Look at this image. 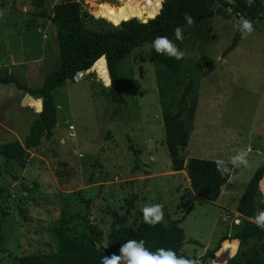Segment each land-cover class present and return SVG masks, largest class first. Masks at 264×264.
<instances>
[{"label":"rangeland","instance_id":"rangeland-1","mask_svg":"<svg viewBox=\"0 0 264 264\" xmlns=\"http://www.w3.org/2000/svg\"><path fill=\"white\" fill-rule=\"evenodd\" d=\"M34 1L0 0V70L31 89L41 86L58 58L56 29L36 14L51 13L64 0H43L42 7ZM76 1L110 29L136 8L149 14L157 11L155 0ZM260 1L261 18L253 21L254 32L233 51L223 55L239 16L219 2L212 6L211 18L182 29V43L174 38L186 52L178 73H160L169 100L177 101L186 84L194 82L196 108L192 120L184 116L190 135L181 157L230 163L237 151L248 152L247 166L233 169L231 183L218 201L194 198L192 210L179 224L184 231L181 252L187 257L198 258L204 246L222 247L223 237L224 243L238 248L235 237L246 218L236 207L264 162V0ZM104 69V64H97L89 71L94 73L91 78L85 71L80 80H67L53 90L58 119L52 134L16 160L1 159L0 264L54 252L61 219L72 228L96 225L103 234L100 245L107 250L112 221L125 214L131 197L127 226L143 221L141 208L146 204L164 206V224L185 214L189 202L183 191L190 183L184 171L171 170L150 46L144 44L118 63V89L125 104L109 99L110 80ZM24 95L13 84H0V144H23L41 111L39 98H27L21 105ZM261 182L264 193V179ZM220 248L209 259L215 260ZM232 250L226 253V264ZM203 261L198 259L199 264H212Z\"/></svg>","mask_w":264,"mask_h":264},{"label":"trees","instance_id":"trees-1","mask_svg":"<svg viewBox=\"0 0 264 264\" xmlns=\"http://www.w3.org/2000/svg\"><path fill=\"white\" fill-rule=\"evenodd\" d=\"M166 0L163 11L153 19V14L136 8L130 13L121 15L120 24L113 31H106V24L95 19L80 1L64 0L55 4L51 13L44 10L36 15L47 18L56 29L58 58L50 73H48L39 88L31 89L21 83L7 70H0V84H13L17 90L28 93L33 98L42 101L41 111L32 120L29 132L23 144L10 142L0 144V178L3 174L1 159L16 160L27 150L34 149L41 144L44 136L51 135L57 124V106L51 92L62 86L67 80L74 79L78 72L90 71L101 56L106 57L107 69L105 75L110 80L107 88L109 99L115 104H125V98L118 89V63L129 56L135 49L148 44L151 48L152 61L155 66L156 84L161 107V116L164 127L165 145L168 150L170 166L173 172L184 171L189 179L190 188L183 191L189 202L185 214L177 219L150 227L143 221L137 226H127L128 214L133 208V198L126 200L127 209L124 215L115 216L112 228L107 236L108 248L101 247L102 231L94 224H85L83 228L69 227L64 220H60L57 231L56 250L51 253H37L14 258V264H101L104 255H119V249L127 240L136 239L145 241V246L152 251L156 248H171L177 255H183L181 250L184 244V231L179 226L186 215L193 208L194 196L210 202H215L221 195V186H228L229 176L221 177L215 165V160L189 158L180 156L189 141L190 129L184 116L193 119L196 108V92L194 82L190 81L183 88L177 101L169 100L162 88L160 73L162 69L168 75H175L181 68L182 60H175L167 56L157 55L151 47L157 36H167L174 40V29L187 25L184 13L193 17L195 23H202L214 15L212 6L221 2L230 7L233 13L244 15L252 21L261 18L262 3L255 0L252 7L245 5V0ZM43 0H35V6L42 7ZM136 17V18H131ZM152 18L143 22L137 18ZM128 19V20H127ZM127 20V21H123ZM241 42V35L236 31L230 45L223 55L233 51ZM108 70V75H107ZM93 72H89L91 78ZM227 163V162H226ZM229 168L232 167L228 163ZM233 172V170H232ZM231 172V174H232ZM264 179V162L253 172L238 201L236 211L246 221L238 230L236 239H239L236 254L230 264H262L264 255V230L250 222L252 210L255 207L264 209V197L259 184ZM1 191V187H0ZM2 216L7 213L2 211ZM257 211L255 212V214ZM2 221L0 220V253H3ZM219 246L217 249H219ZM236 248L232 243H224L217 252V258L212 264H226V253L230 248ZM215 251L207 250L203 257L213 258ZM185 256V255H183ZM187 257V256H185Z\"/></svg>","mask_w":264,"mask_h":264},{"label":"clouds","instance_id":"clouds-1","mask_svg":"<svg viewBox=\"0 0 264 264\" xmlns=\"http://www.w3.org/2000/svg\"><path fill=\"white\" fill-rule=\"evenodd\" d=\"M166 0H155L157 11L153 14V19L161 14L163 5ZM255 0H245L247 7H252ZM184 19L188 26L195 23V20L188 13H184ZM233 27L239 31L241 40L246 39L254 32L253 21L244 15H239ZM174 36L177 41L183 42L184 36L180 26L174 29ZM151 47L155 50L157 55L167 56L175 60H182L186 56V52L180 48L167 36H157ZM107 79V77H106ZM107 86V85H105ZM248 152L246 150H239L235 155L230 157L232 165L229 168L228 163L222 159L215 161L216 169L221 177L231 175L235 168L245 167L248 164ZM143 222L150 227H155L164 219V206L160 203L146 204L141 208ZM250 222L254 223L258 228L264 230V209H257L254 217H250ZM239 223V221H237ZM236 248L232 250V255L236 254ZM120 254H112L111 256L104 255L101 258V264H199L195 258H188L177 253L171 248H156L155 251L150 250L145 246L143 239L127 240L119 249Z\"/></svg>","mask_w":264,"mask_h":264},{"label":"water","instance_id":"water-1","mask_svg":"<svg viewBox=\"0 0 264 264\" xmlns=\"http://www.w3.org/2000/svg\"><path fill=\"white\" fill-rule=\"evenodd\" d=\"M149 19H152V18H149ZM128 20V19H127ZM127 20H123V21H127ZM140 20V19H139ZM148 20V19H147ZM147 20H141V21H143V22H146ZM122 22V21H121ZM120 22V23H121ZM120 23H118L114 28H112V29H110V27L109 26H107L105 29H106V31L107 32H109V31H113ZM96 64H104L105 66H106V69H107V63H106V57L103 55V56H101L96 62H94V64H93V66H95ZM89 72V71H88ZM83 72H78L76 75H75V80H80V78H81V75L80 74H82ZM98 75V74H97ZM107 75H108V70H107ZM27 98H31V96L28 94V93H26L25 95H24V97L22 98V100H21V105H24L25 104V101H26V99ZM41 103V105H42V101L40 102ZM222 189H224V185H222L221 186V190ZM236 241V244L238 245V243H239V239H236L235 240Z\"/></svg>","mask_w":264,"mask_h":264},{"label":"crops","instance_id":"crops-1","mask_svg":"<svg viewBox=\"0 0 264 264\" xmlns=\"http://www.w3.org/2000/svg\"><path fill=\"white\" fill-rule=\"evenodd\" d=\"M80 79H81V78H80ZM40 101H41V100H40ZM263 134H264V133H263ZM260 161H261V160H260ZM230 183H231V182L229 181V182H228V185H230ZM261 183H262V182H260L259 187H260ZM224 190H225V186H224V189H222V191H221V195L223 194ZM260 191H261V189H260ZM261 193H263V192H261ZM221 195H220V196H221ZM263 195H264V193H263ZM194 198L196 199V198H200V197L194 196ZM219 199H220V197L217 199V201H218ZM224 242H225V238L223 237V238L221 239V241H220V244H222V246H223ZM210 247H211V246H204V247H203V250H202V254H200V255L198 256V258L203 257V256L205 255V253L207 252V250L215 251V252H216V250H217V248H218V246L215 247L214 249H210ZM215 252H214V254H215ZM203 260H204L203 262H205V263H207V262H209V261L212 262V260L209 259V258H206V259H203Z\"/></svg>","mask_w":264,"mask_h":264},{"label":"built area","instance_id":"built-area-1","mask_svg":"<svg viewBox=\"0 0 264 264\" xmlns=\"http://www.w3.org/2000/svg\"><path fill=\"white\" fill-rule=\"evenodd\" d=\"M70 129L72 130V129H73V127H70Z\"/></svg>","mask_w":264,"mask_h":264}]
</instances>
